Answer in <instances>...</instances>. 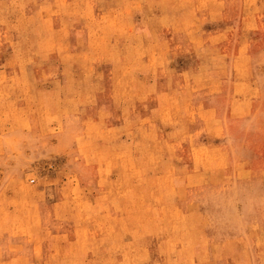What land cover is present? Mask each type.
<instances>
[{
	"label": "rangeland",
	"instance_id": "rangeland-1",
	"mask_svg": "<svg viewBox=\"0 0 264 264\" xmlns=\"http://www.w3.org/2000/svg\"><path fill=\"white\" fill-rule=\"evenodd\" d=\"M0 264H264V0H0Z\"/></svg>",
	"mask_w": 264,
	"mask_h": 264
}]
</instances>
